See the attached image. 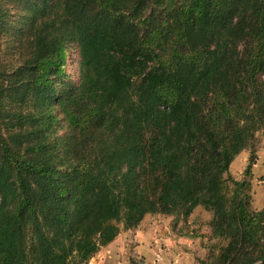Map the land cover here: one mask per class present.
Masks as SVG:
<instances>
[{
  "label": "trees",
  "instance_id": "16d2710c",
  "mask_svg": "<svg viewBox=\"0 0 264 264\" xmlns=\"http://www.w3.org/2000/svg\"><path fill=\"white\" fill-rule=\"evenodd\" d=\"M1 42L0 264H84L198 205L212 264H264V206L229 171L264 128V0H0Z\"/></svg>",
  "mask_w": 264,
  "mask_h": 264
},
{
  "label": "rangeland",
  "instance_id": "374dc122",
  "mask_svg": "<svg viewBox=\"0 0 264 264\" xmlns=\"http://www.w3.org/2000/svg\"><path fill=\"white\" fill-rule=\"evenodd\" d=\"M0 53L4 54L6 60L10 62H15L18 57L15 55L14 52H5V46L3 42H1L0 46ZM78 49L76 43L69 44V52L67 54V77L71 84H76L78 79ZM57 113V112H56ZM54 132L53 134L55 137L62 136L65 132V128L62 123V117L57 116L55 117V123L53 125ZM88 136H84L82 139L77 136V140L81 142H86L88 140ZM94 146L97 148L98 144L95 142ZM84 150V147L83 149ZM264 153V128L259 129L256 131L254 138L251 141V145L243 149L231 162L230 164V176H232L236 180H247L250 183L249 190H247V194L249 195V204L250 208L252 209H260L259 207L254 208L251 205V193L252 190V183L253 182V173H252V165L250 169V173L246 172V167L249 164V158L251 154H255L254 159L256 160L257 154L263 155ZM260 178L264 180L263 176L255 177L257 182L256 185L260 187V185L264 189V181L260 182ZM261 183V184H259ZM228 190H232L233 186L228 181L227 183ZM263 192V191H262ZM263 196V195H262ZM264 197V196H263ZM256 205L261 204V200L258 199ZM255 205V206H256ZM146 217L149 219L146 220L145 224H143L144 229L148 227L155 228L153 225V221L159 220L160 223L166 221L167 224H172L173 235L176 239H180V242L186 245V249L184 250L187 253L189 264H212L213 258L217 255L220 251L221 245L225 243V240L213 234V231L210 227V221L212 218V212L209 210L204 209L201 205H198L192 209V211L187 215L183 216L180 212H175L173 214H166V213H147L145 214ZM144 215V216H145ZM142 227V226H141ZM169 230V228H168ZM161 232L157 229L156 233ZM170 231V230H169ZM148 232H145L144 238L147 237ZM159 237H155L152 239V242L149 246V250L147 254L144 253V256L141 255L139 258H131L128 264H152L153 260H157V264H179L177 260L172 261V254L169 251V246L164 241L157 242L156 240ZM130 241V240H129ZM189 242V243H188ZM132 244V243H131ZM125 256V260L127 258L128 250L123 252ZM170 254V257H169ZM155 260V261H156ZM257 264V262L255 263Z\"/></svg>",
  "mask_w": 264,
  "mask_h": 264
},
{
  "label": "crops",
  "instance_id": "0c3cea01",
  "mask_svg": "<svg viewBox=\"0 0 264 264\" xmlns=\"http://www.w3.org/2000/svg\"><path fill=\"white\" fill-rule=\"evenodd\" d=\"M252 173L254 177V183H252L253 192L251 193V205L252 207L254 206V208H262L264 206V189L261 185L260 187L256 185L255 182H257L258 179L255 181V177H264V153L263 155L257 154V158L252 164ZM260 180V182L264 181L261 178ZM258 199L261 200L260 205H256L255 203ZM147 219H149V217H146L145 215L135 227L121 229L118 235L111 242L105 246H102L100 250H98L88 260V262L84 264H128L130 257L139 258L141 255L144 256V253L147 254L148 250L150 249L149 246L152 242V239L155 237H159L156 242L159 240L160 242L164 241L168 244L169 251L171 252L170 254H172L173 262L174 260H177L179 264H189L187 257L188 255L184 252L186 245L181 243L180 239L178 240L170 234L173 233L172 224H167L166 221L160 223V221L157 220L152 222L155 228L148 227L144 229L143 224H145ZM157 229H159L161 232L158 231L159 233H156ZM145 232H148V235L144 238ZM126 250H128V254L125 260L126 255H124L123 252Z\"/></svg>",
  "mask_w": 264,
  "mask_h": 264
},
{
  "label": "built area",
  "instance_id": "2783aa9c",
  "mask_svg": "<svg viewBox=\"0 0 264 264\" xmlns=\"http://www.w3.org/2000/svg\"><path fill=\"white\" fill-rule=\"evenodd\" d=\"M156 259L153 260L152 264H157V260Z\"/></svg>",
  "mask_w": 264,
  "mask_h": 264
}]
</instances>
